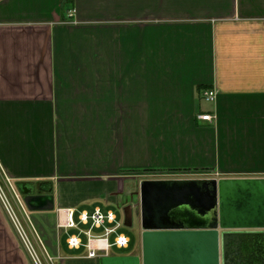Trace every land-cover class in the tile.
I'll list each match as a JSON object with an SVG mask.
<instances>
[{"label": "crops", "instance_id": "0c3cea01", "mask_svg": "<svg viewBox=\"0 0 264 264\" xmlns=\"http://www.w3.org/2000/svg\"><path fill=\"white\" fill-rule=\"evenodd\" d=\"M1 168L53 203L31 211L55 246L28 218L54 264H114L59 221L140 206L137 177L264 178V0H0ZM0 264H35L1 204Z\"/></svg>", "mask_w": 264, "mask_h": 264}, {"label": "water", "instance_id": "95a60500", "mask_svg": "<svg viewBox=\"0 0 264 264\" xmlns=\"http://www.w3.org/2000/svg\"><path fill=\"white\" fill-rule=\"evenodd\" d=\"M29 210L51 209L26 193ZM132 227L134 207H123ZM145 264H264V178L146 179L140 184Z\"/></svg>", "mask_w": 264, "mask_h": 264}, {"label": "built area", "instance_id": "2783aa9c", "mask_svg": "<svg viewBox=\"0 0 264 264\" xmlns=\"http://www.w3.org/2000/svg\"><path fill=\"white\" fill-rule=\"evenodd\" d=\"M202 96L206 101H215L217 97V91L215 89H205L202 92ZM202 120L211 121L214 116L212 114H201L199 116ZM3 180L5 179L7 190L10 195L15 199L16 203L21 208L24 216L28 218V209L21 198L20 194L14 187L11 178L1 168ZM8 192L0 182V198L2 199L5 207L10 213V216L19 231L25 245L27 246L31 257L35 264H43L37 250L34 248L29 236L24 230V227L14 210L12 204L8 199ZM124 226L123 222L119 219L117 213L114 210L104 211L100 207H96L92 212L81 211L78 214L73 209H68L66 213L65 221H59L60 228H66L74 230V233L70 234L67 238V244L71 249H80L82 247L87 249L88 258H99L107 256L109 251L113 247L127 248L130 244V237L122 231ZM48 262L54 264L52 258L46 257Z\"/></svg>", "mask_w": 264, "mask_h": 264}, {"label": "rangeland", "instance_id": "374dc122", "mask_svg": "<svg viewBox=\"0 0 264 264\" xmlns=\"http://www.w3.org/2000/svg\"><path fill=\"white\" fill-rule=\"evenodd\" d=\"M206 102H209V101H206ZM144 176H147V175H144ZM145 178H147V177H145ZM132 180L133 179H131V181L130 180H126L125 181L126 187L128 185L132 184ZM139 180H140V178L137 177L136 180H135L136 186H135V189L132 190L133 192L131 191V195H133L135 197L136 203H138L140 205L139 199H138L139 195H140V192H139L140 191V184H141V182L144 179L141 180V181H139ZM0 182L3 185V187L5 188L6 192H8L7 194H9V195L7 197L9 199L10 203L12 204L14 210L16 211L17 215L19 216V219L21 220V223H22V225L24 227L25 232L29 236L31 242H33L34 237H37V236H36V232H35L33 226L31 225V222H30L29 218H27V216H24V214L21 211L20 206L18 205V203H16L15 199L10 195V192L7 190L6 185L4 184V183H6L5 179L3 180V177H1V176H0ZM138 192H139V195H138ZM130 197H129V199H131V198L133 199V197H131V198ZM0 204L2 205L3 209L5 210L9 221H11V223L13 224V226H14V228L16 230V233L19 234V231L16 228V226H15V224H14V222H13L11 216H10V213L7 210V208L5 207V205H4V203H3L1 198H0ZM114 210H115L116 213H118L121 221L123 222V219H124L123 210H121L119 207H114ZM28 213H30L31 219L34 222V224H35L36 228L38 229V232L40 233L42 238L44 240H46V241L49 240L47 242L48 245L50 243V244H53L55 246L56 245V241H57L56 236L54 234H50V232H48L46 230V228H47L46 225L44 226V231H42V228L40 227L39 223L37 222V220L35 218L36 215H34V213L32 211H29ZM139 217H140V206L136 205V207L134 208L133 226L132 227H126V226L122 227V231L126 235H128L130 237V239L132 240L131 247L134 246L133 244L135 243V241L137 242L139 240V234H140V231L142 230L141 227H140ZM19 236H20V234H19ZM24 245H25V243H24ZM25 247L27 248L26 245H25ZM125 250L126 249H116L114 247L113 254L109 258V261H112V263H114V264H117V263L120 264V263L124 262L125 258L129 260V258H127V256H128L127 253L129 252V250H126V251ZM37 252H38V255H39L41 261L43 262V264H51V263L48 262V259L45 257L44 250L42 248L41 249L37 248ZM125 261L128 263L127 260H125Z\"/></svg>", "mask_w": 264, "mask_h": 264}, {"label": "bare ground", "instance_id": "6f19581e", "mask_svg": "<svg viewBox=\"0 0 264 264\" xmlns=\"http://www.w3.org/2000/svg\"><path fill=\"white\" fill-rule=\"evenodd\" d=\"M31 211V210H30ZM124 229V228H123Z\"/></svg>", "mask_w": 264, "mask_h": 264}]
</instances>
